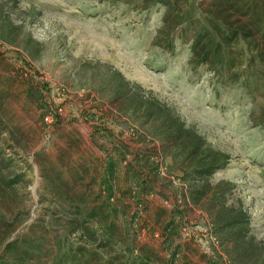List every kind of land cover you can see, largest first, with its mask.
Segmentation results:
<instances>
[{
    "label": "rangeland",
    "instance_id": "374dc122",
    "mask_svg": "<svg viewBox=\"0 0 264 264\" xmlns=\"http://www.w3.org/2000/svg\"><path fill=\"white\" fill-rule=\"evenodd\" d=\"M207 1L181 0L177 14ZM165 14L142 0H0V258L33 236L51 255L28 264H61L55 236L70 218L57 199L92 179L94 197L112 164L116 232L70 237L81 264H264V68L229 81L257 48L233 45L221 78L162 32ZM193 134L226 161L212 176L192 175Z\"/></svg>",
    "mask_w": 264,
    "mask_h": 264
},
{
    "label": "trees",
    "instance_id": "16d2710c",
    "mask_svg": "<svg viewBox=\"0 0 264 264\" xmlns=\"http://www.w3.org/2000/svg\"><path fill=\"white\" fill-rule=\"evenodd\" d=\"M181 0H142L144 6L151 10L157 6H164L166 14L163 20L162 32L165 29L171 30V39L176 38L187 41L191 48L192 62L199 66H211V71L221 78L230 76V69L235 63L233 45L240 44L242 48L246 47L245 42H251L256 47V53L249 57L248 67L243 71L238 79L232 78L229 81L232 84L237 82H250L247 78H255L260 80L258 72L259 68H264V0H210L207 1L208 11L205 4L200 5L196 9L192 7V15L188 14V18L178 13V6ZM190 1V0H188ZM261 2V3H260ZM196 7V6H195ZM233 12L243 17V24L235 25L229 21V13ZM177 14V15H176ZM174 26H169L173 25ZM173 32V33H172ZM257 61L258 66L254 65ZM256 69V70H255ZM258 70V72H257ZM244 79V81H243ZM182 127H179L175 133L179 138L182 134ZM193 156H197L194 160V169L192 175L202 178L214 175L225 166L226 162L218 157V154L204 151L202 141L194 135ZM113 168L112 164L106 165L105 172L102 175V181L97 185L98 192L95 196L87 195V189L92 187L94 179L85 186L83 193L71 197L65 192L56 203L60 206L63 214L69 217L67 225L60 232L62 235L55 236V246L59 248V257L57 261L61 264H81L83 258L79 256L82 253V247L75 248L68 244L70 237L78 236L83 241H97L96 237L100 233L108 240L116 232L117 209L116 190L113 184ZM2 172L0 169V176ZM1 179V178H0ZM18 179L2 180L5 189H13L19 184ZM82 180V179H81ZM78 182V180L76 181ZM62 185V184H60ZM68 207V209H67ZM240 218V217H239ZM234 219L231 224L233 228L230 236L237 237L242 232L241 221ZM60 218H51L48 225L50 229L56 231L54 227L59 225ZM32 231L43 238V234L50 229L42 227V233ZM39 228V227H38ZM41 238V239H42ZM52 253V252H51ZM44 254L48 256L50 250L44 246V242L33 236H27L20 243H13L6 247L4 254L0 258V264H28L35 262L36 259ZM51 255V254H50ZM94 254H89L88 259L91 261ZM55 259V257H54ZM86 259V260H88ZM235 261V260H234ZM88 262V261H87ZM37 263V262H36ZM135 264H147L146 261H139ZM210 264H223L219 261H212Z\"/></svg>",
    "mask_w": 264,
    "mask_h": 264
}]
</instances>
